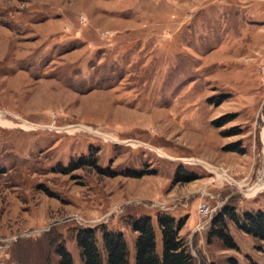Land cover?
Here are the masks:
<instances>
[{
    "label": "rangeland",
    "instance_id": "obj_1",
    "mask_svg": "<svg viewBox=\"0 0 264 264\" xmlns=\"http://www.w3.org/2000/svg\"><path fill=\"white\" fill-rule=\"evenodd\" d=\"M225 204L264 209V0H0V264H82L84 227L134 264L157 212L193 264H264L230 220L207 239Z\"/></svg>",
    "mask_w": 264,
    "mask_h": 264
},
{
    "label": "trees",
    "instance_id": "obj_2",
    "mask_svg": "<svg viewBox=\"0 0 264 264\" xmlns=\"http://www.w3.org/2000/svg\"><path fill=\"white\" fill-rule=\"evenodd\" d=\"M144 173L147 171L142 169L132 175ZM195 176L194 172L181 169L177 171L175 180L188 181ZM227 220L232 221L243 232L264 241V209L238 212L234 206L225 204L212 217L207 239L216 237L226 248H234L236 244L228 232ZM129 224L135 232L134 264H193L186 239L180 234L183 219L176 220L166 212H157L158 233L148 214L131 217ZM75 240L82 264H129L130 249L121 230L101 228L99 245L94 228H79ZM55 251L58 264H74L71 253L63 245H58Z\"/></svg>",
    "mask_w": 264,
    "mask_h": 264
},
{
    "label": "built area",
    "instance_id": "obj_3",
    "mask_svg": "<svg viewBox=\"0 0 264 264\" xmlns=\"http://www.w3.org/2000/svg\"><path fill=\"white\" fill-rule=\"evenodd\" d=\"M201 207H202V210L206 212V215H207L205 219L203 220V223H206L210 220L213 210L209 209L208 205H206L205 203H202Z\"/></svg>",
    "mask_w": 264,
    "mask_h": 264
}]
</instances>
